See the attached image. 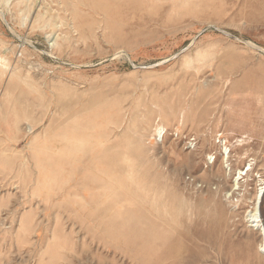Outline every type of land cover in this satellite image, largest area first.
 <instances>
[{"label":"rangeland","instance_id":"rangeland-1","mask_svg":"<svg viewBox=\"0 0 264 264\" xmlns=\"http://www.w3.org/2000/svg\"><path fill=\"white\" fill-rule=\"evenodd\" d=\"M0 57V264H264V0H0Z\"/></svg>","mask_w":264,"mask_h":264},{"label":"bare ground","instance_id":"bare-ground-1","mask_svg":"<svg viewBox=\"0 0 264 264\" xmlns=\"http://www.w3.org/2000/svg\"><path fill=\"white\" fill-rule=\"evenodd\" d=\"M58 39V36H51V41H53V44H56V40ZM0 67H4L6 70H8V62L5 58L0 57ZM30 130V129H29ZM229 159V152L226 148H224V151L222 153V161L226 164ZM0 166L3 167L4 170L8 167L5 162L1 161ZM2 170V169H1ZM8 170V169H7ZM252 170V164H248L246 169H242L240 171L236 172V175H238L237 178L234 179V188L238 189L239 181L243 179V177L248 176V173ZM257 189L255 192V195L253 196V199L251 200V208L245 213V220L248 224V227L251 228L253 231L258 232L261 239L258 245V253L261 254V256L264 258V228L261 224L260 214L258 212L263 194H264V180H259L257 182ZM231 194H228L230 196ZM250 207V206H249Z\"/></svg>","mask_w":264,"mask_h":264},{"label":"built area","instance_id":"built-area-1","mask_svg":"<svg viewBox=\"0 0 264 264\" xmlns=\"http://www.w3.org/2000/svg\"><path fill=\"white\" fill-rule=\"evenodd\" d=\"M165 134H166V130H164V129L159 130V132L155 133L154 139L156 138V142L161 143L163 141V138L165 137ZM175 136H177V135H175ZM213 161H214V159H212V161H210L209 164H212Z\"/></svg>","mask_w":264,"mask_h":264}]
</instances>
